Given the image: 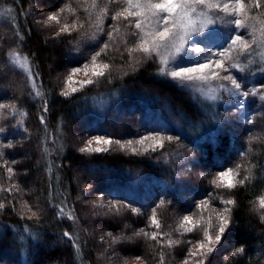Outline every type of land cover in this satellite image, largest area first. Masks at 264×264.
Wrapping results in <instances>:
<instances>
[{
    "label": "trees",
    "instance_id": "1",
    "mask_svg": "<svg viewBox=\"0 0 264 264\" xmlns=\"http://www.w3.org/2000/svg\"><path fill=\"white\" fill-rule=\"evenodd\" d=\"M40 1L0 0V66L9 86L6 90L0 89V103L14 104L21 113L16 114L15 119L9 117L0 122V126L8 128L7 140L14 143L13 148L3 150L4 160L16 161L11 180L5 168L0 167V186L7 188L13 184L20 189L11 194L0 192V202L14 201L17 212L22 211L20 186L26 187L32 174L36 176V190L28 195L32 202L41 195L39 200L35 199L41 209L39 219L22 220L11 205L0 211V264L99 263L95 242L76 200L80 184L75 183L73 170L84 166L94 173L93 178L88 177V183L99 196L103 195L108 201L129 202L142 210L139 215L127 209L115 214L111 221H118H114L112 234L133 237L139 229L154 231L148 225V216L161 198L165 200L157 210L160 231L169 234L164 240L171 238L182 242L169 248L142 235L133 238L129 241L131 253L142 257L144 264H160L161 253L165 257L164 264H179L188 252V241L196 239L203 230L198 227L181 234L177 231L180 218L184 215L204 218L212 208L224 206L223 201L227 199L236 201L230 206L233 223L226 238L228 247L218 248L208 258V264H264L263 212L256 205L258 197L264 196V101L254 108L249 107L255 114L254 124L249 125L238 113L219 102L193 96L162 75L161 66L154 57L139 52L129 55L127 49L134 47V42L126 29L120 32V41L99 60L108 64L110 71L95 84L63 97L59 94L62 82L54 78L55 72L63 66L82 63L85 58L68 54L72 49V34L57 36L37 23ZM46 1L53 2L57 9L70 4L77 9L79 17L72 14L69 17L85 19L84 0ZM253 13L258 14V11L253 10ZM260 18L264 20V16ZM17 31L22 41L16 36ZM106 39L103 35L99 44ZM12 50L21 58L27 57L31 70L38 74L35 84L43 94L41 97L34 96L35 90L26 72L8 62L7 54ZM97 50L99 45H96ZM49 57L54 60L53 70L48 67ZM137 61L142 62L137 64ZM0 84L4 83L0 81ZM45 100L49 111L42 125L39 116ZM17 121H23L27 132L16 134L13 125ZM154 133L179 137V140H165L163 149L146 153L120 149L115 143L111 149L100 153H81L77 148L84 137L103 136L125 143ZM24 149L28 158L22 160ZM241 152L246 155L242 157ZM236 164L242 165L237 178L248 177L243 185L229 191L210 184L217 171L234 168ZM56 174L60 176L58 186L66 188L69 194L70 203L62 218L57 216L54 203L51 204ZM138 176L142 183L134 185ZM80 181L84 180L80 178ZM203 200L208 201L209 208L201 212L196 205ZM69 211L75 220L67 218ZM25 227L36 240L29 238ZM66 230L78 238V247L63 236ZM240 246L245 251L233 256ZM126 253L121 255L128 256Z\"/></svg>",
    "mask_w": 264,
    "mask_h": 264
},
{
    "label": "snow or ice",
    "instance_id": "2",
    "mask_svg": "<svg viewBox=\"0 0 264 264\" xmlns=\"http://www.w3.org/2000/svg\"><path fill=\"white\" fill-rule=\"evenodd\" d=\"M85 6L83 13L86 14L84 21L78 18L71 22H61V15L66 10L72 15H77V9L71 7L70 4H65L55 12H49L46 17H41L37 23L44 27H50L52 23L58 25V30L55 35L71 34L83 27L84 23H91L94 19L95 31L92 33H82L80 43L85 41L94 42L93 47L99 45V50L94 51L90 58H85L81 64L77 62L78 66L72 67L68 74L63 79V87L60 90V95L68 97L74 93L80 92L89 85L95 84L100 78L104 77L110 71V66L106 63H99L98 61L102 55H106L110 47L117 43L114 33L120 34V24L123 22L124 27L128 32L129 39L136 41L135 46L128 48L129 55L133 52H139L144 56L151 58L155 53L160 56L161 62L164 65L159 69V72L170 77L174 82L181 86H188L189 83L199 82L203 87H207L204 95L209 96L213 100H223L224 95L228 97V103L231 104L235 112L243 117L244 122L252 125L255 122V114L247 111L248 97H259L264 101V83H259L257 86L251 88L247 87L243 79L237 73L250 72L254 61L251 59L253 55V46H264V20H260V16H264V0H108L104 7H99L98 0H90V7L88 0H84ZM109 5L116 7V10L111 15L114 22L111 25V31L107 32V39L103 44H99L103 39L104 17L113 11ZM257 10L258 14L250 16V12ZM66 19V18H65ZM256 22L261 24V39L256 37L257 27ZM218 26H227L228 35L223 43H212L210 46L206 41H212L215 33L220 30ZM15 27V26H14ZM251 29V32L248 30ZM247 35L251 36V40L246 39ZM16 36L19 40L23 37L17 31ZM123 42V41H121ZM204 45V46H202ZM162 48L168 49L166 55L161 54ZM77 55L80 54V48L77 46L74 49ZM192 53L196 57H192ZM8 62L14 67H20L26 72L27 78L32 85L34 96L39 98L43 94L37 89L35 80L37 79L34 73L28 66V58L23 57L21 60L20 54L15 51H10L8 54ZM15 58V59H14ZM242 59L247 60L243 63ZM142 61H137V64ZM261 62L264 63V56L261 57ZM258 72L264 73V67L257 68ZM83 72L87 79L75 80L74 76ZM215 84V86H212ZM223 93V95H216V93ZM235 101V103H233ZM7 110V111H5ZM49 111L48 101H43L42 114L39 116L40 123L45 124L46 114ZM16 114H21L20 110L13 104L11 106L0 103V122L9 119H15ZM13 128L16 129V134L27 132L23 128V121H17ZM8 128L0 126V167L5 168L9 174V180L15 175L14 165L16 161L4 160V149L14 147L11 140H7ZM179 140V137L161 136L160 133H154L147 136H142L137 141H126L121 143L119 140L113 141L111 138L103 136H94L88 140L86 146L78 149L81 153H100L107 151L104 147L115 143L120 149H131L133 153L137 152H155L157 149L165 147V140ZM256 139V137H250ZM5 141H7L5 143ZM150 141L145 147L146 142ZM95 143L96 147H92ZM135 145V146H134ZM243 157L246 153L241 152ZM241 164H236L235 167H228L219 170L210 180V184L218 189H225L231 191L238 185H243L248 177L238 179ZM90 186L86 185L82 191L87 192ZM19 185L10 184L7 188L0 186V192H7L9 194L19 191ZM98 201L90 202L94 210H99L107 207L106 214H119L122 209L130 210L133 214H142L139 207H133L131 203L124 201H109L104 203V197H98ZM234 199H227L223 201L224 207L222 210L215 212L216 223L213 224L211 216L207 224L208 227H203V216L199 219L193 220L191 215H184L180 218L177 225V231L181 234L184 232H192L198 227H203V237L197 240L193 247H190L182 264H208V258L214 254L218 248L222 246L226 235L231 229V207L235 205ZM165 204V200L161 198L160 203L156 204L151 209L148 216V225L154 228V231L147 232L144 229H139L133 233V237L113 236L112 233H107L112 238V243H119L124 239L131 241L135 237L144 236L151 241H155L161 246L169 248L179 245L182 241L173 240L171 238L164 240L165 236L169 234L163 233L161 229V221L158 218L157 210L161 205ZM8 205L12 206L13 212H17L14 201L0 202V211L4 210ZM57 216L63 217L65 215V208L67 204L57 205ZM196 207L203 212L209 208L207 200L197 203ZM264 209V196L258 197V210ZM41 209H35L28 201H24L23 210L17 212L20 218L23 219H39ZM31 213V216H27ZM96 215V211L93 212ZM67 218L75 220L76 217L72 211L67 213ZM261 220L264 221V214H261ZM211 229V231H210ZM214 231V236L212 232ZM24 232L28 234L29 238L36 240L27 227ZM63 236L73 241V246L78 247V238H74L67 230L63 232ZM24 239V236H21ZM103 239V237L101 238ZM192 244V241H188ZM245 251L243 246L237 247L232 253L233 256L241 255ZM135 260L142 261L140 256L135 257ZM165 257L163 253L160 255V264H164Z\"/></svg>",
    "mask_w": 264,
    "mask_h": 264
},
{
    "label": "rangeland",
    "instance_id": "3",
    "mask_svg": "<svg viewBox=\"0 0 264 264\" xmlns=\"http://www.w3.org/2000/svg\"><path fill=\"white\" fill-rule=\"evenodd\" d=\"M106 3H108V0H98L99 7H101V8L104 7ZM40 4H42V5H40ZM40 4L38 6V9H39L38 14H37L38 15V20L41 17H46L49 12H55L57 10V8L53 6L54 5L53 2L42 0V2ZM88 6L89 7L91 6L90 5V0H88ZM109 6L113 8V11L110 12L107 16L104 17V29H105V31L102 34L104 36H107V32L108 31H106V29L109 28V31H111V27L110 26L114 24V22L111 19V15L116 10V7L113 6V5H109ZM65 14L61 15V22L62 23L71 22V21L74 20L73 17H69V15L71 16V13H69L67 10L65 11ZM84 15H85L84 17L86 18V14H84ZM254 15H257V13H253L252 14V12H250V16H254ZM75 16H78V15H75ZM80 19H82V18L80 17ZM83 20H85V19H83ZM260 20H262V19L260 18ZM105 22L107 23V25H105ZM218 27L220 28V30L215 33L214 39L212 41H206V43L209 46L212 43H216V44L223 43L224 39L228 35V27L227 26H223V27L218 26ZM256 27H257L256 37H257L258 40H260L262 38L261 37V31H260L262 26H261V24L259 22H256ZM47 28H48V30L51 33L54 34V32L56 33V31L58 30V25H56L55 23H52L51 26L47 27ZM122 30H125L123 22L120 24V32ZM94 31H95V22H94V19H93V21L91 23H85L84 26L79 31L72 32L71 34H72V36H74L73 40H72V44H71L72 49L70 50V52L68 54H70V55H72L74 57H78V58L79 57H81V58H90V56L94 53V51H96V46L95 47L91 46V45L94 44V42H92V41H85L83 43H80V38H81L82 33H85V32L92 33ZM126 32H127V30H126ZM248 32H251V29H249ZM119 35L114 33V36H116L117 42L120 41L119 39H121L120 37H118ZM246 39L251 40V36L247 35V33H246ZM130 40L134 42V46H135L136 41L134 39H130ZM77 46H79V48H80V54L79 55H77L75 53V51H74V49ZM202 46H204V45H202ZM253 47H254V51H253V55L251 56V59L254 61V64L252 66L251 71L247 72V73H237V75L240 78L243 79L244 83L249 88H251L253 86H257L259 83H264V73H261V72L257 71V68L264 67V63L261 62V57L264 56V46H259V47L258 46H253ZM12 51H14V50H12ZM15 52H17V51H15ZM160 52H161V54L166 55L168 53V49L162 48L160 50ZM62 54L64 55V52ZM191 55H192L193 58L196 57L195 53H192ZM151 57H154L159 62L161 67L164 66L162 64V62H161L160 56H158L157 54L153 53ZM20 58H21V56H20ZM22 59L23 58H21V60ZM7 60H8V55H7ZM52 61H54V60H52V58L49 57V59H48V63H49L48 67H50L53 70L54 66L52 64ZM98 62L102 63L100 61H98ZM242 62L243 63H247L248 61L242 59ZM54 65H55V63H54ZM28 66L30 67V64H28ZM75 66H78V65H75ZM75 66H73V67H75ZM71 68L72 67L63 66V68H61L60 70L55 72V74H54L55 77L54 78H58L59 81L62 82L59 90H61V88L63 87V79L68 74V72H69V70ZM87 78H89V77H86L83 74V72L78 73V74H76L74 76L75 80H81V79H87ZM0 81L4 83V84H0V89L1 90H6L9 86L7 85V78L4 75V71L2 70L1 66H0ZM175 83L177 85H179L181 88L188 90L193 96H198V97H200V98H202V99H204L206 101H209V102H216L217 101V102H219V104L221 106L225 107L228 110H231L232 112H235V110L233 109L231 104L227 102L228 101V97L226 95H224V99L223 100H213L209 96L203 94V92L207 91V87H203V90H199V89L202 88V86L200 85L199 82L189 83L188 86H181L179 83H177V82H175ZM212 86H215V84H213ZM216 95H223V93L218 92V93H216ZM260 102H261V100L259 99V97H251V96L248 97L247 111L249 113H251V111L249 110V107H253L254 108V105H259ZM233 103H235V101H233ZM235 113H237V112H235ZM238 115H239V117L241 119H243V117H241L239 113H238ZM170 121L172 122V119ZM174 123L177 125V122H174ZM179 124H180V122H179ZM186 127H188V126L186 125ZM82 129H81V131H82ZM78 131L80 132V129H78ZM90 139H92V137L91 138H85L84 137L77 144V148H81V147L86 146L87 141L90 140ZM148 143H150V141L146 142L145 147H147ZM92 147H96L95 143H93ZM104 147H106L108 149H111V145H107V146H104ZM23 151L24 152H23L22 160H25V158H28V154L25 151V149ZM59 153H61V152H59ZM73 174H74L73 175L74 176L73 179H74L75 183H78V185L80 184V186H79L80 188L78 189L79 195L76 196L77 197L76 200L78 201L79 205L81 206V210H83V218L86 221V226L89 229L90 235L92 236V238H93V240L95 242V245H96V258L98 259V262H99L97 264H144V260H143V262L135 260V257H137L138 255H136L134 253H131L132 249H131V245H130L128 239H124V240H122L119 243L113 244L112 243V238L109 235H107V233H111L112 232V228H114V225H115L114 221L115 222L118 221V220H116L114 218H113L114 220L111 221V218L114 217L115 213L106 214L107 211H108L107 207H105L103 209H99V210H94L91 207L90 202H92V201L99 202L98 201V197L101 196V194L99 196V194H98L99 192L96 189L93 190L92 188H94V187L91 186L88 183L89 178H91V177L93 178V176H94L93 175L94 173L91 171V168L90 167H86V166L78 167L75 170H73ZM55 177H56L55 178L56 185H55L54 191L52 192L53 196L51 198V204L54 203V205L57 206V205H63L65 203L66 204L70 203L69 202V197H68L69 194L67 192V189L66 188L64 189L62 186L60 187V185L58 186V183L60 181V179H59L60 176L58 174H56ZM80 178H82V180H84V181H80ZM35 183H36V176L34 174H32L31 176L28 177V180H27V183H26V187L20 186V188H22L21 189L22 198H21V204H20L22 208H23L24 201H28V203L31 204L33 206V208L39 207V204H36L35 201L37 199L39 200L41 195L39 194V196H36L34 198L33 202L30 199L31 196L28 195L29 192H32V191L36 190ZM139 183H140V185L142 183L141 176H138L133 184L137 185ZM86 185H89L90 188H89V190L87 192H84L82 190L85 189ZM60 188L63 189V190H61ZM108 202L109 201L106 198H104V203L107 204ZM256 205L258 207V199L256 200ZM223 207L224 206L219 207V208H212L211 209V213H209L207 216H205L203 218V227H208L207 221H208L210 216H211L213 224H215L216 220H215V214L214 213L217 212V211L222 210ZM94 211H96V213H97L96 215L93 214ZM260 211H262L263 214H264V209H260ZM28 215L31 216V213H28ZM191 216L193 217L194 221L201 217V216L194 217L193 215H191ZM109 224H111V225H109ZM231 230H232V226H231V229L229 230V232L227 233L226 238H228V235H229V233H231ZM115 231L117 232V230H115ZM210 231H211V229H210ZM212 234L214 236V234H215L214 231L212 232ZM112 235L113 236L114 235L117 236V234H114V232H113ZM118 236H122V235L119 234ZM102 237H103V239H101ZM202 237H203V230H201L197 234V238L196 239L191 240L192 244H189L188 250H189L190 247L194 246V244H195V242L197 240L202 239ZM226 238H225L224 243L222 244V246H224L225 249H227V247H228V243L226 241ZM225 249H223V250H225ZM124 252L125 253L128 252L126 254H129V255L128 256H122L121 254L124 253ZM119 256H120V260L118 259ZM183 260H181L179 262V264H182ZM190 264H192L191 261H190Z\"/></svg>",
    "mask_w": 264,
    "mask_h": 264
}]
</instances>
